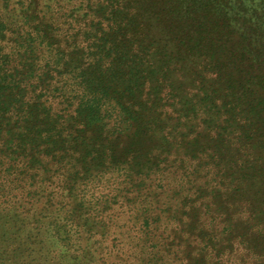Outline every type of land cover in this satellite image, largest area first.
<instances>
[{
  "label": "trees",
  "instance_id": "1",
  "mask_svg": "<svg viewBox=\"0 0 264 264\" xmlns=\"http://www.w3.org/2000/svg\"><path fill=\"white\" fill-rule=\"evenodd\" d=\"M0 264H264V0H0Z\"/></svg>",
  "mask_w": 264,
  "mask_h": 264
}]
</instances>
